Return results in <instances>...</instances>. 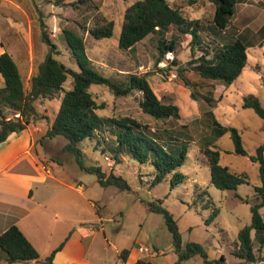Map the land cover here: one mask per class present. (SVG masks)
Here are the masks:
<instances>
[{
    "label": "rangeland",
    "instance_id": "rangeland-1",
    "mask_svg": "<svg viewBox=\"0 0 264 264\" xmlns=\"http://www.w3.org/2000/svg\"><path fill=\"white\" fill-rule=\"evenodd\" d=\"M95 1L100 6V13L114 21V34L111 38L96 40L89 34L84 35L86 51L95 68L109 78H116L126 72L146 75L162 102L179 106L181 118L158 121L143 113L141 94L134 92L127 97L117 98L108 87L93 85L90 91L95 100L98 104H105V108L99 110L98 114L102 117H131L153 129L174 128L183 134L179 139H186L190 147L189 158L180 168L187 180L173 188L171 175L162 183L152 184L156 172L150 164L142 165L127 157H123L121 163H116L110 154L104 153L105 144L101 133H97L94 139L82 142L80 148L87 166H101L107 173L121 175L130 189L120 191L115 187L102 188L96 175L83 172L74 155L67 152L65 168L68 181L78 184L73 181L78 180L88 187L86 196L97 205L91 206L85 200L82 208L79 207L77 211L78 216L85 220L94 218L90 224L98 222L99 216H102L108 239L121 249L145 243L172 254L173 239L165 219L161 214L150 212L148 206L151 202L162 201L177 221L184 246L199 243L205 248L210 260H219L224 256L227 264H243L233 255V251L240 231L252 224L251 207L258 203L255 187L262 184L260 164L252 158L264 144V119L253 109H245L243 103L246 96L254 95L264 108V0H249L238 4L229 30L224 35L226 42L242 35L245 41L260 43L248 49V63L242 75L230 86L222 81L203 80L188 64L206 53L214 38L215 5L210 0H169L173 8L183 13L187 22L181 27L171 26L166 32L168 40L177 39V51L168 52L159 63V35H150L132 51L119 49L126 10L138 0ZM34 2L41 9L37 13L39 30L35 37V49L38 51L45 47L47 57L50 49L42 40L45 32L57 46L54 58L68 68L79 71L62 30L69 28L82 34L80 27L83 25L88 28L94 26L93 16L96 12L85 7L75 9L62 5H55L52 9L46 0ZM59 12L65 14L60 23L57 21ZM193 21H198L203 27L201 36L204 41L195 52L189 46L192 27L189 23ZM0 33L4 43L7 40L13 42L12 30L2 27ZM44 53V50L40 52L29 65L19 63L27 92L38 64L46 59ZM72 85L73 78L69 77L64 88L69 90ZM3 87L0 75V90ZM60 105L61 97L36 101L37 121H54ZM2 110L0 120L19 117L9 108L2 107ZM215 122L222 128L238 130L247 156L235 153L231 132L226 130L219 133ZM105 136L109 138L107 132ZM59 141L60 146L67 140L62 138ZM209 143L210 148L220 151V164L232 172L245 173L248 184H242L236 190H220L211 184L210 165L203 154ZM261 213L264 215V209ZM180 264L206 263L202 257L197 256Z\"/></svg>",
    "mask_w": 264,
    "mask_h": 264
},
{
    "label": "trees",
    "instance_id": "trees-1",
    "mask_svg": "<svg viewBox=\"0 0 264 264\" xmlns=\"http://www.w3.org/2000/svg\"><path fill=\"white\" fill-rule=\"evenodd\" d=\"M54 0L55 5H67L75 9L85 7L96 12L93 16L92 28L80 27V31L63 29L66 44L71 52L72 59L79 66V71L68 68L64 63L54 58L57 46L44 32L42 40L48 45L50 51L44 61L38 64L31 79L29 92L26 91L23 75L18 61L8 52L0 56V75L4 79V87L0 90V114L2 107L9 108L18 114L14 119L0 120V144L7 141L12 133H21L30 124L36 123L37 112L35 102L42 99L53 100L61 97V105L46 138L63 137L67 140L65 151L74 155L76 163L81 170L94 174L102 188L115 187L120 191L130 189L128 182L121 175L113 172L107 173L101 166H87L80 144L86 140L94 139L101 133L105 144L104 153L110 154L116 163H121L123 157L139 164H150L155 169L153 185L162 183L171 175V185L184 183L187 180L180 168L188 160L190 143L179 137L183 134L174 128L153 129L147 124L131 117L115 118L102 117L99 110L105 104H98L92 92L93 85L106 86L117 97H127L134 92L141 94L140 106L143 113L158 121L181 118L179 106L164 103L157 96L146 75L126 72L116 78L103 75L94 66L86 51L85 34L96 40L111 38L114 34V21L108 20L100 13V6L95 0ZM215 5L213 18V36L209 49L199 58L192 59L188 64L192 70L205 81H222L227 86L232 85L241 75L248 63V49L259 44L245 41L242 35L233 40H224L229 30L231 20L236 14V7L249 0H210ZM67 3V4H66ZM183 13L173 8L169 0H138L131 5L125 13L122 32L119 40V49L132 51L150 35H159L158 62L168 52L177 51L176 38L168 40L166 32L171 26L181 27L186 24ZM192 25L189 32L191 39L189 46L195 52L203 44L201 32L203 27L198 21ZM221 41H224L223 43ZM69 77L73 78L72 88L66 90L65 83ZM243 107L253 109L257 115L264 119V108L254 95L244 98ZM219 133L230 131L235 144V153L247 156L243 147L241 136L237 129H225L215 122ZM106 132L109 138H107ZM203 154L210 165L211 184L220 190H236L242 184H248L245 173L232 172L228 167L220 164L221 153L210 148V143L203 150ZM260 164L261 186L255 187L258 203L252 205V224L243 228L238 236L233 255L243 264H264V144L257 149V155L252 158ZM149 211L161 214L166 226L172 235L174 252L178 256L177 264L200 256L206 264H227L222 256L219 260H210L205 248L199 243L183 245L182 234L174 216L163 206L162 201L148 204ZM216 214V213H215ZM63 245L53 254L42 259L37 249L27 239L23 232L12 226L0 235V249L5 254L9 264L31 263L54 264V254L61 250ZM129 254L124 250L120 254L126 260ZM1 260V256H0ZM137 264H153L151 261L141 259Z\"/></svg>",
    "mask_w": 264,
    "mask_h": 264
},
{
    "label": "crops",
    "instance_id": "crops-1",
    "mask_svg": "<svg viewBox=\"0 0 264 264\" xmlns=\"http://www.w3.org/2000/svg\"><path fill=\"white\" fill-rule=\"evenodd\" d=\"M46 1L55 8L54 0ZM70 2L73 1L67 3ZM38 10L41 9L34 0H0V29L12 30L13 37V42L7 40L4 43L0 33V56L8 52L18 63L28 65L43 50L46 57L45 47L35 49ZM62 16L65 14L59 12L58 23ZM53 17L55 19L56 15ZM53 122L32 123L0 144V235L17 226L42 259L50 257L63 245L53 256L54 264H137L141 259L153 264H176L178 256L175 252L167 254L155 245L141 243L121 249L108 239L102 216L97 224H90L94 218L85 220L78 216L77 211L85 200L91 206L97 205L87 198L88 187L78 180H73L78 184L68 181L65 168L67 141L59 146L63 137H45ZM142 246L148 247L150 252L142 253ZM124 250L129 251L126 260L120 258ZM0 256V264H9L1 249Z\"/></svg>",
    "mask_w": 264,
    "mask_h": 264
},
{
    "label": "built area",
    "instance_id": "built-area-1",
    "mask_svg": "<svg viewBox=\"0 0 264 264\" xmlns=\"http://www.w3.org/2000/svg\"><path fill=\"white\" fill-rule=\"evenodd\" d=\"M169 58V57H168ZM19 116V115H18ZM140 251L142 252V253H144V254H147V253H149L150 252V250L148 249V247H140Z\"/></svg>",
    "mask_w": 264,
    "mask_h": 264
}]
</instances>
